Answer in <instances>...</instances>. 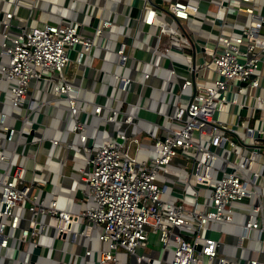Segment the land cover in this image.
Wrapping results in <instances>:
<instances>
[{"label": "built area", "instance_id": "2783aa9c", "mask_svg": "<svg viewBox=\"0 0 264 264\" xmlns=\"http://www.w3.org/2000/svg\"><path fill=\"white\" fill-rule=\"evenodd\" d=\"M204 3L207 25L214 27L221 14L213 38L205 33L195 37V29L188 23ZM263 3L169 0L167 6H161L153 0L142 1L136 29L152 26L158 39L163 34L176 36L183 44L181 52L183 46L193 49L192 55L187 53L186 75L179 77L174 64L167 69L172 109L165 113L162 133L152 134L149 149L153 155L142 160L136 157L141 146L135 154L127 152L130 142L138 138H129L125 129L94 147L86 144L79 88L64 75L70 51L76 48L77 61L82 62L94 46V36L108 30L112 20L100 18L93 36L82 35L77 23L24 24L13 31L14 12H4L0 52L6 61L0 64V81L7 83L9 105L25 103V110L20 127L6 123L8 113L0 111V128L6 132L4 144H0V247H9L14 240L40 247L38 238L48 233L61 240L66 236L74 239L77 233L89 238L95 232L102 243L95 250L100 264H257V256L240 261L225 254L220 249L223 241L210 232L225 233L220 225L238 224L235 241L264 242V192L258 189L264 139ZM229 14L234 18L228 19ZM240 15L245 21H239ZM125 45L119 42L115 48L120 70L113 76L115 89L125 92L120 101L128 104L133 87L145 84L152 68L162 65L145 62L140 76H131ZM158 48L156 52L169 56L168 46ZM199 48L202 54L197 55ZM31 79L50 80L54 100L67 103L68 116L73 119L71 131L84 151V164L76 167L84 208H62L56 198L46 202L33 190L32 182L19 181L24 180V168L13 166L12 155L6 151L5 143L17 142L36 107L27 98ZM111 98L110 104L93 102L92 113L99 121L133 124L134 114L117 108L118 98ZM50 142L60 144L58 138H50ZM73 145L65 142L68 148ZM237 213L243 215L242 221L235 220ZM75 223L84 226L76 232ZM136 247L143 252L136 253ZM91 250L87 247L85 255ZM26 260L29 262L25 259L22 264Z\"/></svg>", "mask_w": 264, "mask_h": 264}, {"label": "crops", "instance_id": "0c3cea01", "mask_svg": "<svg viewBox=\"0 0 264 264\" xmlns=\"http://www.w3.org/2000/svg\"><path fill=\"white\" fill-rule=\"evenodd\" d=\"M142 1L0 0V17L6 11L14 12L11 19L13 31H17L19 26L24 24L35 26L45 22L77 23L80 33L88 36L94 35V26L100 18L111 19L110 28L100 35L94 36V46L89 55H85L82 62L77 61L78 50L76 48L70 51L69 63L72 62L73 65L70 67V64H67L64 75L67 80L79 88V103L82 107L79 116L87 125V145L94 147L106 139L113 138L118 130L125 129L129 138H138V141H131L135 145V152L136 148L141 146V148L148 149V156H152L153 151L149 149L152 134L162 133L161 125H165L167 121L165 113L171 111L173 104L171 103L173 101V96L170 93L171 85L166 78L167 69L174 64L179 77L186 75L185 63L190 56L187 53L191 52L192 55L193 49L183 46L184 52L187 49L186 55H184L185 53L180 51L183 44L178 41L176 36L163 34L158 39L152 33V26H144L142 30L136 29L137 20L135 17ZM153 1L164 6L165 1L169 0ZM257 1L264 2V0ZM210 7L215 8L212 5ZM206 9L205 3L201 4L199 13L194 16L192 21L188 22L195 29V37H202L205 33L209 38H213L219 28L221 14H219V19L216 20L214 27H211L203 20ZM230 18H234V15L229 14L228 19ZM238 19L245 21L246 17L240 15ZM2 40L0 25V43ZM119 42L126 44V51L129 53L127 66L130 67V73L133 70V76H140L139 72L144 68L145 62L155 61L162 65L157 69L152 68L151 75L145 84L133 87L128 104L120 101V98L125 97V92L118 91L114 87L113 73L120 70L115 52ZM170 43H172L171 48ZM167 46L170 48L169 56L155 51V47L163 49ZM200 53L201 49L195 54L200 55ZM5 61V55L0 52V64ZM153 80L155 81L153 82ZM50 82L48 79H31L27 98L28 100L31 98L36 107L29 113L17 142L14 139L5 143L6 151L8 155H12L13 166L18 165L24 168V180H19L20 182H32L33 190L47 201L56 198L60 207L78 210L85 206L79 174L76 172V167L84 164V151L79 145L77 135L71 131L73 119L68 116L67 103L64 99L54 100L55 95L51 90ZM157 92H159L158 98L156 97ZM8 93L7 83L0 81V111L8 113L4 121L12 126L20 127L25 103L12 108L9 105ZM188 93L187 90L183 94V100L186 99ZM163 94L166 95L164 99L162 98ZM111 96L118 98L115 102L117 108L134 114L133 124L125 126L121 122L115 124L99 121V118L92 113L93 102L110 104ZM140 109L149 111L148 115H139ZM46 116H48V123L44 124ZM121 117L122 113L120 112L118 118ZM33 122L37 123V127L34 129L31 140H27V133ZM251 123L254 124V121ZM5 134L6 132L0 128V144H4ZM50 138H58L60 144H52ZM65 142L73 143L75 146L68 148L65 146ZM260 162L263 174L258 189L264 192V162L261 161V158ZM242 219V214L235 215V220L242 221ZM83 226L82 223H75L73 229L77 232ZM220 229H224L225 233L214 237L223 241L220 249L225 254L240 261L250 256H257V264H264V242L250 239L244 240L241 244V241H235L234 234L240 230L238 224H222ZM38 242L40 243L39 251L33 261L30 256L34 246L29 243L14 240L9 247H0V264H22V260L25 259L30 262L26 260V264L32 262L34 264H100L98 253L95 250L101 247L102 243L98 241L95 232H92L89 238L84 234L77 233L74 239L71 236H66L61 240L56 239L54 234L48 233V235H41ZM236 242L237 244H235ZM87 247L92 249L89 255H85ZM253 248L259 250L254 252ZM27 251H29V255L26 254L25 258Z\"/></svg>", "mask_w": 264, "mask_h": 264}, {"label": "rangeland", "instance_id": "374dc122", "mask_svg": "<svg viewBox=\"0 0 264 264\" xmlns=\"http://www.w3.org/2000/svg\"><path fill=\"white\" fill-rule=\"evenodd\" d=\"M167 5H168V1H165L164 6H167ZM186 52H187V49H186ZM68 63H69V62H68ZM69 64H70V67L73 65L72 62H70ZM176 65H177V64H176ZM181 65H183V64H181ZM183 66H184V65H183ZM133 74H134V72H133V70H132L131 73H130V75L133 76ZM154 81H155V80H153V82H154ZM166 85H167V84H166ZM165 96H166V95L163 94L162 98L164 99ZM156 97H157V98L159 97V92L156 93ZM148 113H149V111L142 110V109L139 110V115H141V116L148 115ZM219 116H220V117H223V114H219ZM252 121H253V119L251 120V122H252ZM161 122H162V121H161ZM47 123H48V116H46L45 119H44V124H47ZM261 143H262V149H261V151H262V157H261V161L264 162V139L261 140ZM141 145H143V144H141ZM134 147H135V145L131 142L130 148L127 149V152H128L130 155L135 154V153H134V152H135ZM136 157H137L138 160L147 159V158H148V149H144V148L139 147V148H138V151H137V153H136ZM188 170H189V168H188ZM187 198H189V197H187ZM189 199H192V198H189ZM199 200H201V197L199 198ZM46 202H48V201L46 200ZM210 233H211L213 236H219V234H220L221 232L213 231V230H212ZM135 251H136V253L140 254V253L143 252V248H141V247H136V248H135Z\"/></svg>", "mask_w": 264, "mask_h": 264}, {"label": "water", "instance_id": "95a60500", "mask_svg": "<svg viewBox=\"0 0 264 264\" xmlns=\"http://www.w3.org/2000/svg\"><path fill=\"white\" fill-rule=\"evenodd\" d=\"M244 111H245L244 108L241 109V112H242V113H244ZM36 127H37V123L33 122V123L31 124V128H30L29 132L27 133V140H31V138H32V136H33V133H34V129H35ZM227 170H230V169L228 168ZM195 248H196L197 250H199V249H200V245H199V244L195 245ZM32 251H33V253H32L31 256H30L31 261H33V260L36 258V254H37L38 251H39V246L33 247V250H32Z\"/></svg>", "mask_w": 264, "mask_h": 264}]
</instances>
